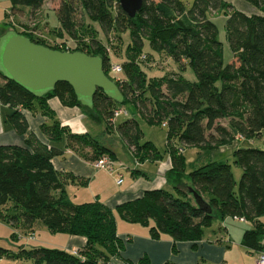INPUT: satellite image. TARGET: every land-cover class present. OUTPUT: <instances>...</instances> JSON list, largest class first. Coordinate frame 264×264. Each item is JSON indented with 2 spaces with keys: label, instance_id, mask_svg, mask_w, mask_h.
I'll list each match as a JSON object with an SVG mask.
<instances>
[{
  "label": "trees",
  "instance_id": "16d2710c",
  "mask_svg": "<svg viewBox=\"0 0 264 264\" xmlns=\"http://www.w3.org/2000/svg\"><path fill=\"white\" fill-rule=\"evenodd\" d=\"M244 1L258 13L245 14L223 0H193L189 8L180 0H143L141 10L130 19L118 0H60V27L55 32L61 30L77 40L76 47L69 51L102 58L104 72L116 80L123 103L117 104L97 91L91 108L81 105L67 83L56 84L53 91L38 98L0 73V106L8 109L5 122L16 134L24 135L29 130L23 111L38 113L48 120L40 126L48 144L31 133L23 146L0 145V222L12 225L21 218L24 226L31 227L40 221L52 234L86 240L77 255L45 247H20L17 253L0 248V258L25 264H107L124 248L116 234V216L127 223L149 227L152 239L168 235L174 242L194 244L203 239L205 228L213 220L221 224L228 218L243 219L252 227L243 232L241 247L250 253L264 251V224L260 221L264 217V151L248 147L232 152L233 164L241 169L237 184L231 166L223 162L207 161L186 174L182 153L183 147H224L233 141L234 133L251 139L264 130V0ZM9 2L12 14H19L21 7H26L34 18L45 0ZM78 10L84 16V23L79 26L75 20ZM213 12L225 16L224 30L233 58L230 64L224 65L222 61ZM85 18L98 23L105 35L129 30L131 45L127 59L119 65L122 72L118 79L110 73L113 64L108 47L95 39L90 26L84 25ZM6 27L2 35L12 30L36 44L66 50L60 44L49 46L41 38L11 29V25ZM144 40L153 52L166 54L180 69L187 64L196 82L190 83L176 74L148 79L139 60ZM145 59L146 56L142 57ZM52 98L59 99L64 106L81 108L85 118L92 122L99 124L104 120L105 132L115 127L139 162H157L163 156L151 143H140L142 133L133 118L114 126L117 120L113 121V112L131 103L148 124L165 126L172 166L166 179L176 183L174 193L164 189L146 191L142 197L114 210L98 200L82 204L69 201L67 185L80 181L56 171L52 159L68 147L82 157L88 149L90 153L85 158L94 162L103 156L117 157L92 135L91 123L85 122L88 131L84 134H73L62 126L47 104ZM147 99L154 106L152 112L145 103ZM221 120H227V126L221 125ZM173 139L179 142V148L172 143ZM189 189L204 200L211 214L196 205ZM8 209L20 211V215H9ZM12 237L18 236L13 233ZM137 264L150 261L144 257Z\"/></svg>",
  "mask_w": 264,
  "mask_h": 264
},
{
  "label": "crops",
  "instance_id": "0c3cea01",
  "mask_svg": "<svg viewBox=\"0 0 264 264\" xmlns=\"http://www.w3.org/2000/svg\"><path fill=\"white\" fill-rule=\"evenodd\" d=\"M225 2L233 4V0H225ZM44 5L37 11L34 18H31V11L29 8L21 10L19 18L22 19L27 17L32 19L33 26H36L38 29H42L43 26V40L47 39L46 43L50 42L54 45L61 44L66 40V34H64L63 31L61 32V30H58L57 33L45 29L47 28L45 27L46 17L43 18V16H41ZM51 12H54L58 18L56 10ZM59 27L60 25L58 24L56 29H59ZM47 104L54 112L61 125L67 126L71 133L84 134L88 131V127L84 123V112L81 108L64 106L57 98L49 99ZM7 113L8 109L0 106V145L23 146L25 140L31 133L42 143L48 144L47 139L40 131V126L48 122L45 117L38 113L23 111L29 124V130L24 135H18L11 126L5 122ZM89 153L90 151L86 149L85 152L82 153L84 155V157H82L80 152L76 151L74 148L68 147L67 149L64 148L62 155L51 161L56 171L69 174L80 181V184L70 183L66 187L68 199L74 204L98 200L109 209L114 210L116 206L120 204L142 197L146 191L164 189L174 193V187L177 186L176 183L168 182L166 179V173L172 167L168 153L163 156L162 160L157 162H139L129 150L130 161L127 165L121 163L115 164V172L119 175L118 177L114 173L95 169L93 166L94 161L85 158ZM113 160L116 162L117 158H113ZM121 173H123V175H121ZM120 176H122V183L118 185L117 180H119ZM228 219L220 224V228L225 229L222 231L219 228V232L224 238L230 236L228 229L225 227V223L229 221ZM242 223L250 224L249 222ZM35 225L36 222L31 227L23 225L30 232L28 236L29 234H34V238L36 237L33 231ZM243 232L244 231L239 232L238 230L235 233L236 240L239 243ZM116 234L118 238L125 243L124 248L118 256L112 257L107 264H137L138 261L144 257L149 259L150 264H165V262L170 260L175 264H201L208 261L221 264L223 260L226 259V249L222 245H219L220 243L215 244V240H213L215 242H213L212 239H207L208 241H206L203 240V237L201 241L194 244L191 242H174L168 235H160L158 239H152L149 234V227L127 223L118 218V216H116ZM57 235L64 236L60 239V241H63V245H57L59 250L72 254L74 251L82 250L85 247L86 240L83 237L68 236L66 234ZM57 235L50 233V236L46 235V239L41 242L48 244L50 242L49 239ZM214 235L216 236V232H214ZM174 245L178 253L173 256L171 252L172 246ZM257 254L258 253H256V255Z\"/></svg>",
  "mask_w": 264,
  "mask_h": 264
},
{
  "label": "rangeland",
  "instance_id": "374dc122",
  "mask_svg": "<svg viewBox=\"0 0 264 264\" xmlns=\"http://www.w3.org/2000/svg\"><path fill=\"white\" fill-rule=\"evenodd\" d=\"M186 7H190L193 0H180ZM225 1V0H223ZM0 38L3 36L2 32L7 25H11V29H18L21 32L33 30L36 34L40 35L42 39L44 35L42 31L44 27L37 28L33 26L32 19L29 18H19V14L11 13V5L9 0H0ZM60 5V0H46L45 5L43 7L42 15L43 18L46 17L45 29L48 31L54 32L57 29L59 24L58 18L56 17L54 12L57 11ZM233 7L241 11L245 14L251 15L258 13L252 6L246 3L244 0H233ZM27 9L26 7H21V10ZM212 19L214 20V24L218 29V39L221 43L222 47V61L223 64H230L233 61L232 53L229 49V45L227 42L224 25H225V16L221 14V12L212 13ZM75 20L77 25L79 26L81 23H84V16L80 10L77 11L75 16ZM35 23V22H34ZM37 24V23H35ZM89 25L90 30L95 33V39L100 41L106 48L108 47V56L113 65H120L127 58V50L131 45V36L130 32L125 31L123 33H115L111 32L109 35H105L101 30V27L98 23L91 22L87 18H85V24ZM35 29V30H34ZM46 30V31H47ZM79 32V29H78ZM81 36V33H79ZM47 39H45L46 41ZM84 40H89V36H85ZM48 42V41H47ZM67 43V45L73 49L77 45V40L73 39L66 35V40L63 43ZM80 42V41H79ZM49 45H54L53 43L48 42ZM146 56L145 60H142V57ZM140 60V68L146 74V77L149 78H159L166 75L176 74L180 75L183 79L187 80L190 83L196 82V76L192 69L185 65L184 68L180 69L179 65L174 63L166 54H157L153 52L149 44L146 40L143 41L142 52L139 57ZM147 107L153 110V104L147 99L145 101ZM123 109L127 112V116H121L117 119L114 126H119L127 121V119L133 118L142 133V137L140 143L149 142L156 147L159 153L162 156L167 155V146H166V137H167V128L162 124H148L145 119L139 114L138 109L135 105L128 103L126 105H122ZM87 122L88 125L91 123L93 128L91 129L92 135L97 136V141L112 150L117 160L114 161V164H125L130 161L129 148L126 145L124 139L119 135V133L115 130V127L110 128L108 132H105L106 124L105 121L102 120L101 123H95L94 121H90L85 118L84 123ZM219 123L223 126H227V120H221ZM90 124V125H91ZM172 143L176 147H180L179 142L176 139L172 140ZM212 146V145H211ZM213 147V146H212ZM257 148L264 151V130L262 131L259 137H253L251 139H243L238 134L234 133L233 141L227 145L222 147H216L215 149L209 150H201L194 147H183V156L185 158V171L186 174L193 171L195 168L199 167L203 163L207 161H217L228 163L231 166L232 173L235 179L236 184L239 182L241 176V169L233 164L232 152L237 148ZM131 151V150H130ZM133 152V151H131ZM131 167V166H130ZM114 174L118 177L117 172ZM123 175V173H121ZM122 176H120L121 178ZM9 215H16L17 217L20 215V211L15 209H8L6 211ZM225 223V227L228 229L230 236L232 232V236H227L224 238L222 234L219 232L220 224L217 220H213L211 226L206 227L204 230V239L215 240V244L220 243L226 249V259L223 260L221 264H254L255 260L258 256L255 252L250 253L245 249H242L240 243L236 240L235 233L239 230L245 231L246 229H250L252 226L250 224H244L242 222H246L245 220H235L228 219ZM260 221L264 224V217L260 219ZM0 222V248H3L8 251H12L17 253L19 248L31 249L33 247H45L49 249H58L57 245H63V241H60L64 236L57 235L52 239H49L50 242L48 244H44L41 241L46 239L45 236H50V233L47 231V228L40 222L37 221L36 225L33 227L36 237L34 239H29L28 233H30L23 225V221L19 218L16 224H10ZM216 232V236L214 235ZM16 234L18 237L13 238L12 234ZM56 238V239H55ZM226 239V240H224ZM211 242V241H210ZM123 244H125L123 242ZM41 245V246H39ZM123 251V249H122ZM78 254V251H76ZM176 246H172L171 254L177 255ZM25 264V262L21 260H14L8 257H1L0 264ZM156 264V263H155ZM165 264H175L171 260L165 262ZM201 264H217L214 262H203Z\"/></svg>",
  "mask_w": 264,
  "mask_h": 264
},
{
  "label": "water",
  "instance_id": "95a60500",
  "mask_svg": "<svg viewBox=\"0 0 264 264\" xmlns=\"http://www.w3.org/2000/svg\"><path fill=\"white\" fill-rule=\"evenodd\" d=\"M118 3L127 17L133 19L143 0H118ZM0 73L38 98L53 91L56 84L67 83L81 105L91 108L97 91L117 104L123 103L116 82L104 72L102 58L81 51L55 50L12 30L0 38ZM189 191L196 205L211 214L204 200L192 189Z\"/></svg>",
  "mask_w": 264,
  "mask_h": 264
},
{
  "label": "built area",
  "instance_id": "2783aa9c",
  "mask_svg": "<svg viewBox=\"0 0 264 264\" xmlns=\"http://www.w3.org/2000/svg\"><path fill=\"white\" fill-rule=\"evenodd\" d=\"M26 33L32 34L34 37L36 38H41L42 37L38 34H36L33 30L30 31H25ZM65 48V51H69L71 48L67 45V43H61L60 44V48ZM122 72V69L119 65H112L110 68V73L112 74V76H114V78L118 79L117 76ZM116 81V80H114ZM127 112L123 109H116L113 112V121L117 120L119 117L121 116H126ZM93 166L95 169L97 170H104L107 171L109 173H114L115 172V164L113 159H111L109 156H103L100 159L96 160L93 163ZM122 183V179L119 178V180H117V184H121ZM243 220V219H241ZM29 239H34V234H29ZM73 255H77V252L74 251L72 253ZM255 264H264V251L260 252L255 260Z\"/></svg>",
  "mask_w": 264,
  "mask_h": 264
}]
</instances>
